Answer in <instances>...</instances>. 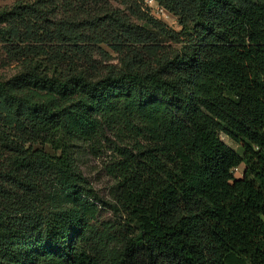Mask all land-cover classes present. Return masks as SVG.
Masks as SVG:
<instances>
[{
	"label": "trees",
	"instance_id": "obj_1",
	"mask_svg": "<svg viewBox=\"0 0 264 264\" xmlns=\"http://www.w3.org/2000/svg\"><path fill=\"white\" fill-rule=\"evenodd\" d=\"M149 1L0 9V264H264V1Z\"/></svg>",
	"mask_w": 264,
	"mask_h": 264
},
{
	"label": "rangeland",
	"instance_id": "obj_2",
	"mask_svg": "<svg viewBox=\"0 0 264 264\" xmlns=\"http://www.w3.org/2000/svg\"><path fill=\"white\" fill-rule=\"evenodd\" d=\"M14 0H0V9L5 6H9L13 3ZM264 1V0H261ZM146 5L149 7L151 14L165 22L169 27L178 30L179 25L177 23V18L171 15L170 13L166 12L165 10L161 9L155 2L145 0ZM15 72V64H11L8 66H3L1 64V52H0V78H7L11 76ZM221 139L229 144L232 145L231 141L226 139L223 135H221ZM235 151L238 154H242V149L240 146L234 147ZM82 168L85 173V175L89 178V180L92 182L93 186L102 194L106 195L108 186H109V180L102 174L100 170L99 161L88 156H82ZM113 217L107 210H101V213L98 217V223L99 222H105V221H112Z\"/></svg>",
	"mask_w": 264,
	"mask_h": 264
},
{
	"label": "crops",
	"instance_id": "obj_3",
	"mask_svg": "<svg viewBox=\"0 0 264 264\" xmlns=\"http://www.w3.org/2000/svg\"><path fill=\"white\" fill-rule=\"evenodd\" d=\"M242 168H240L239 170L241 171Z\"/></svg>",
	"mask_w": 264,
	"mask_h": 264
}]
</instances>
